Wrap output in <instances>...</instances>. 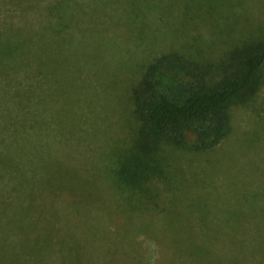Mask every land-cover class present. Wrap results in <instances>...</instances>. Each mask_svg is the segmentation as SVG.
Segmentation results:
<instances>
[{"label":"rangeland","instance_id":"rangeland-1","mask_svg":"<svg viewBox=\"0 0 264 264\" xmlns=\"http://www.w3.org/2000/svg\"><path fill=\"white\" fill-rule=\"evenodd\" d=\"M66 1L51 0L41 16L25 11L33 71L26 56L18 71L36 76L50 172L35 186L26 177L20 196L9 193L0 264H201L202 256L226 264L234 255L264 264V68L255 90L229 104L231 131L207 153L155 139L133 101L146 68L172 52L214 81L236 72L246 50L264 45V0ZM21 14L8 6L1 19ZM140 150L158 170L141 188L121 189L115 170L144 157ZM22 199L33 210L21 209L12 226ZM39 226L49 241L34 240ZM62 238L80 253L63 254Z\"/></svg>","mask_w":264,"mask_h":264},{"label":"trees","instance_id":"trees-1","mask_svg":"<svg viewBox=\"0 0 264 264\" xmlns=\"http://www.w3.org/2000/svg\"><path fill=\"white\" fill-rule=\"evenodd\" d=\"M66 4L67 1L62 0L64 8ZM8 6L21 9L19 22L10 20L8 16L1 19ZM54 6L51 0H0V40L5 47L6 42H12L7 48H0V229L10 213L7 204L8 197L11 198L9 193L14 197L20 196L22 186L26 180L29 181L26 177L30 176L35 186L40 173L50 172L43 143L47 137L44 136L45 129H49L50 124L45 115L47 111L36 108V86L33 82L36 76L29 78L25 70L18 71V66L26 56L27 65L24 68L33 71L30 43L32 29L35 28L32 21L25 17V11L39 10L41 16ZM263 68L264 45L246 50L238 70L218 81L209 78L195 60L177 52L162 55L146 68L134 90V113L148 126L155 139L168 138L180 150L207 153L220 145L231 131L229 104L255 90ZM45 89L47 85L43 79L37 92L42 93ZM140 152L144 157H127L115 170L116 183L121 189L141 188L158 170L148 162L146 150ZM43 181L46 182V179L43 178ZM17 207L11 212L15 214L12 226L18 223L23 212L31 213L33 210V207L26 205L25 199ZM21 209L26 211L20 212ZM77 217V214L73 215V218ZM36 229V242L50 240L51 231L47 233L45 226ZM22 230L26 236L28 232L24 228ZM185 240L181 241L182 246ZM60 242L63 254L80 253L74 250L67 238H62ZM198 250L199 253L208 251ZM236 256L230 257L226 264H240ZM203 258L201 264H209L203 262ZM210 264H213L212 261Z\"/></svg>","mask_w":264,"mask_h":264}]
</instances>
